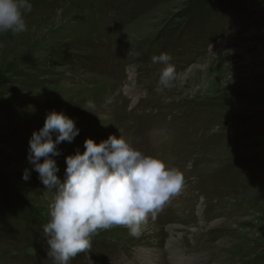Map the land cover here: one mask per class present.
I'll use <instances>...</instances> for the list:
<instances>
[{"label":"rangeland","instance_id":"obj_1","mask_svg":"<svg viewBox=\"0 0 264 264\" xmlns=\"http://www.w3.org/2000/svg\"><path fill=\"white\" fill-rule=\"evenodd\" d=\"M30 2L27 31L0 33V264H54L53 193L27 160L52 109L80 130L61 180L85 138L119 131L184 177L139 237L100 230L69 264H264V0ZM161 52L184 74L162 91Z\"/></svg>","mask_w":264,"mask_h":264},{"label":"clouds","instance_id":"obj_2","mask_svg":"<svg viewBox=\"0 0 264 264\" xmlns=\"http://www.w3.org/2000/svg\"><path fill=\"white\" fill-rule=\"evenodd\" d=\"M32 7L30 0H0V33L27 31L24 15ZM151 62L162 65L159 90L170 89L184 79L169 53L153 55ZM79 131L73 118L52 109L28 141L31 170L38 174L44 189L53 193L43 234L54 264H69L79 253L88 251L92 237L100 230L123 226L129 235L139 237L149 216L155 220L184 183L179 170L134 148L120 131L118 136L109 134L99 143L85 138L83 151L77 148L64 157L61 180L55 159L61 155L57 146L71 143ZM31 170H23V180L30 179Z\"/></svg>","mask_w":264,"mask_h":264},{"label":"bare ground","instance_id":"obj_3","mask_svg":"<svg viewBox=\"0 0 264 264\" xmlns=\"http://www.w3.org/2000/svg\"><path fill=\"white\" fill-rule=\"evenodd\" d=\"M33 2V1H32ZM68 2V1H67ZM64 5H66V4H64ZM73 9V8H72ZM55 10V9H54ZM67 10V9H66ZM70 11V10H69ZM73 13V12H72ZM57 14V13H56ZM145 30V29H144ZM142 32V31H141ZM126 89H128V92H130V94H133V92L134 91H132V88H126ZM174 203V202H173ZM180 215H184V214H180ZM161 216V215H160ZM142 254H143V252H142ZM172 264H179V263H181L182 262V258L181 257H178V256H172ZM142 259V258H141ZM143 260L145 261V263L146 264H148V263H151V261H152V256L150 255H148V253H146L145 254V256H144V258H143ZM143 261V262H144ZM154 262V261H153ZM144 264V263H143Z\"/></svg>","mask_w":264,"mask_h":264}]
</instances>
